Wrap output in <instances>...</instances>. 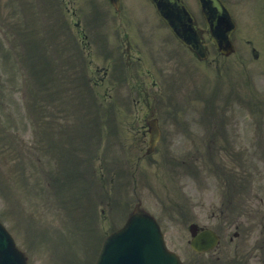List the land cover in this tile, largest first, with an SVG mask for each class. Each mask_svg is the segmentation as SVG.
<instances>
[{
  "label": "rangeland",
  "instance_id": "1",
  "mask_svg": "<svg viewBox=\"0 0 264 264\" xmlns=\"http://www.w3.org/2000/svg\"><path fill=\"white\" fill-rule=\"evenodd\" d=\"M96 1L98 2V0ZM96 1L89 0V30L92 33L94 43L104 52L105 55H110L112 52V46L111 44L108 45L109 34L107 31L104 30L106 24L107 11L102 6H99ZM130 1L134 3V10L137 12L139 18L141 19L142 29L140 31V44L142 48L148 52H151V48L153 46L157 47L158 49H161L163 45L160 38V32L162 31V28L158 26L160 29L159 30L156 26H152L154 25L152 23V21L154 20V15L150 11L151 6L148 4L147 0H129V3ZM186 1L196 14L197 12L199 13L196 7L195 0ZM238 1L239 0H230V4L234 7L239 6L238 11H240V15L243 16L249 22L250 25L248 26L245 23H241L240 32L237 30L235 35L237 51L233 56H231L229 59L217 60L218 55L215 53L214 50H211V59L213 60V63L208 65L203 64L197 66V74L194 75L192 77V80L189 81H187V74L182 71V67L179 65V63L183 61L170 60L169 58L167 60L166 58H162L161 61L157 63V61L154 62L148 60V62L152 64V68L154 70L150 74H142L141 79L146 80L148 82H151L152 79H156L158 81V86L156 88L151 87L149 89H144L143 91L140 90L142 96L139 98H153L156 92L160 91H162V94L159 96V98H161L164 94L168 95L170 94L171 86L174 83L173 79H179L181 76H183L187 82H180L179 87L173 90L174 95H176L181 102L180 105L174 107V109L179 108V110H183L185 108L187 109L189 107H192L194 108V112L195 108L201 110L203 102L196 100V98H193L192 94L197 91L207 92L210 91L213 87H216L217 90L219 92H223L224 95L229 93L230 95L239 94L241 96H247L248 101L246 104L243 105V110H240L241 106L239 105V102L237 103L236 101H234V109L235 111H239L241 114L245 115V118H243V116L238 118L241 125L242 123L244 124L245 119H248L250 121L252 118L251 115L254 114V110L256 109L255 104L253 103L254 98L249 92V87L245 89L243 81L237 80V74L240 73V65L251 60L248 49L246 48V41L250 39L249 36H251V34H256L257 36H259L260 34V44L264 46V31L258 29L257 25H255L254 23V18L258 11L262 12L259 21H264V12L262 11L263 6H261L262 0H249L248 2H246V4L242 5H238ZM37 3L40 2L38 1ZM37 3L32 4L31 10L28 0H20L19 4L23 12V16L26 19V24L30 28V31L26 36L28 42L37 48H41V46L43 45L42 43L44 33L47 30L46 19L51 23L53 29V24H55L56 15H54L50 8V11L47 12L46 16L45 0H43V4H40V11L37 8ZM101 3L104 4L106 2L101 0ZM64 6L67 9L66 12L70 14V11L72 12L76 8V3H72V0H66ZM244 6L247 8V14H244L242 12ZM99 9L101 10L97 12ZM11 15V6H3L1 8L0 36L4 35L2 24L5 22V19L11 17ZM66 18L70 19L71 17L67 14ZM58 19L59 18L56 17V20ZM198 20L201 25L202 21L200 20L199 16ZM154 21L157 23V25H160L161 23L160 21V23L156 20ZM113 24L117 25V21H114ZM202 27H204L203 23ZM63 31L64 30H62V33ZM61 34L60 36L57 35V38H61ZM17 42V39H10L7 40L3 46L0 40V134L3 138H13V136L15 138L12 139V141L10 142V146L7 151V156L3 159L6 163V166L9 167L11 170L12 182L10 184L2 186V188L0 189V195H2V192H5V194L9 195L10 197H15L14 193L17 194L23 191H26L30 194L34 188L37 189L38 185L42 188V193L46 192L43 181V179H46V177L41 176L40 178V176L36 175L32 169L29 170L28 167L21 168L18 166L17 139L23 137L27 141H31L32 131L34 130V128L37 129V127H35V125L31 121L32 117H29V119L25 118L24 120V110L22 108L21 102H32L33 108L35 109L34 114L38 115L40 113L41 108H48L46 106L49 98L54 97L57 101L56 108L60 109L59 99L54 94H50V91L46 88L45 85L42 84V81L40 79H38L33 84L32 95H30L29 90L24 87L23 96L21 92L23 86H21L10 78L12 70L9 67V62L11 61L12 53L17 48ZM28 42H25V45H27ZM58 43L59 41L55 43V47L58 45ZM62 47H64V54L67 53L68 57L72 56L73 51L71 50V44L68 45L66 43H63ZM119 55V51L115 52L116 58L112 57L109 63L111 65H122L121 60L118 59ZM102 57L103 54L98 53L95 48H93V50L91 51L89 58L87 57V53H85V60L87 61V64H91L92 68L99 72L100 76L104 75L105 68L107 67V63L105 62L107 60L103 59ZM89 60H92V62L89 63ZM256 65L257 67L250 66L251 69L248 70V72L242 71L241 73H247L251 77L253 88L255 84V77L256 90L254 88V92L259 96L260 99H262V94L264 92V54L262 59H260V55L258 56L256 60ZM144 66L148 68L146 64ZM217 67H219L220 70L223 72L224 77H221L216 73L215 68ZM155 69H158V71H156ZM42 72H47L48 74L53 75L55 78H58L57 76L59 74V78L62 80V76L59 73L58 68H54L52 71H47L46 69H43ZM128 84L121 79L112 81L109 75L102 84L99 91H106L112 94L113 89L115 88L116 95L112 96V99L110 101H103V104L100 106V111L103 112V117H99L102 122L101 128L103 126H108V119H111V126L117 128L115 118L116 114L118 113V110L123 113L130 114L133 113L136 109V107L133 106L130 102V95H127L130 91ZM64 88L65 85L62 84L61 89ZM70 93L71 89H67L68 96H70ZM133 94L138 97L137 92H134ZM183 94L191 95V97L194 99V106L190 105V103L187 101V98ZM80 96L81 98H83L82 95ZM168 101H170V99H168ZM227 102L230 107L233 104L232 98H229ZM216 103L218 106V101ZM111 106L112 110L110 111L109 107ZM76 107L77 104H75L74 108ZM170 108L171 107L169 106H165L160 103L158 104V111L161 115L163 130L165 133L170 134L169 141L180 140L181 143H184V127H182V125H185V121L183 113L178 112L171 119L162 117V113L164 111L169 110ZM159 113L156 112L157 115ZM263 113L264 110L262 111V114ZM73 114H75L74 111ZM11 127H14V129H12ZM17 127L20 128L19 132H16ZM175 129H178L179 132L170 133V131ZM103 133L104 132H102L101 129L98 130L97 128H94L91 131L90 136L94 135L95 137H99ZM69 135L70 133H67L66 137L69 138ZM67 138L64 139L67 140ZM68 141L70 140L68 139ZM183 146L184 145L182 144V148L179 149L158 147L153 155L142 161V163L139 165V169L136 174L138 196L142 198L143 206L147 209L155 211V214H157V216L159 217V221L165 232L167 243L171 248L178 251L181 255L186 253V249L188 246V233L186 230V225L188 224V222L190 220H196L199 223L213 222L212 219H215L213 209L218 206L216 204L221 203V195H218L217 189L209 191L206 190L203 186H197L193 189L186 186L178 171L181 160L188 152V148H184ZM225 150L226 148L222 150L223 153H226ZM246 151L247 149L241 152ZM103 152L104 150L102 149V153ZM216 152L217 149L215 148L205 150V154L210 153L211 155H213ZM75 153L77 155H82V152L78 148L75 150ZM166 156L168 157L171 165L169 170H167V168L165 167ZM12 157H15L14 161L11 160ZM43 163L46 172L51 173V171L55 167V162L52 161L51 163L46 164V160L44 159ZM48 178L51 179L49 175ZM61 180L62 178L57 177L55 180L52 181ZM70 183H72L73 185L80 183L84 187H89L91 189L99 188L96 185L95 174L89 172L86 176L77 173ZM59 191V194H57L58 192L55 191L53 197H56V195H61L64 199L65 196L62 189V185L59 187ZM127 198H130L127 200L131 203H134L136 201L134 199V196L132 195H129ZM30 200L35 201L36 203H33ZM30 200L25 203L16 202L15 210L22 211L25 214L26 218L31 221H33L31 219V215L32 213H35L37 216L36 220H42L43 222H45L46 226L48 224H51L50 222H52L54 224H57L53 226L62 227V225H59V219L55 214L45 212L47 208H45V206L41 203L45 199L37 201L35 199L30 198ZM102 202L103 206L101 208L97 207L96 209L98 212L103 210V212L100 213L101 215H108L109 204L105 199H103ZM32 205H34V207ZM10 206H14V203L10 202L7 205L5 204L4 210L2 212L5 216H8L7 212H9L8 208ZM1 207L2 203L0 202V208ZM117 214L118 212L112 213L111 215L116 216ZM110 219V216H108L106 220L110 221ZM108 221H105L103 223L106 227L109 225ZM19 229L20 230L18 233L26 238V234L28 231L27 227L23 225L20 226ZM84 239L85 237H83V240ZM94 240L95 235L92 232V234L88 237V248L92 246ZM66 248L67 247H62V252L65 256L70 255L67 253ZM31 256L34 255L31 254ZM31 264L39 263L32 259Z\"/></svg>",
  "mask_w": 264,
  "mask_h": 264
},
{
  "label": "water",
  "instance_id": "2",
  "mask_svg": "<svg viewBox=\"0 0 264 264\" xmlns=\"http://www.w3.org/2000/svg\"><path fill=\"white\" fill-rule=\"evenodd\" d=\"M175 3L178 4L177 0H174ZM201 5H202V10L208 20L209 17V13L213 12L214 9H219L220 5L216 0H201ZM169 20V19H168ZM208 22L211 24L210 19L208 20Z\"/></svg>",
  "mask_w": 264,
  "mask_h": 264
},
{
  "label": "bare ground",
  "instance_id": "3",
  "mask_svg": "<svg viewBox=\"0 0 264 264\" xmlns=\"http://www.w3.org/2000/svg\"><path fill=\"white\" fill-rule=\"evenodd\" d=\"M118 255L123 257L124 254H123V252H121V253H118Z\"/></svg>",
  "mask_w": 264,
  "mask_h": 264
}]
</instances>
